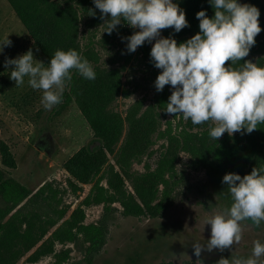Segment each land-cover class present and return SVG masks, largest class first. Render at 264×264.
<instances>
[{"label":"rangeland","instance_id":"374dc122","mask_svg":"<svg viewBox=\"0 0 264 264\" xmlns=\"http://www.w3.org/2000/svg\"><path fill=\"white\" fill-rule=\"evenodd\" d=\"M62 1L70 37L54 63L0 0V264L11 251L16 264H264L255 166L240 196L255 220L225 205L206 170L215 151L245 150L264 131V0H220L219 35L200 54L169 37L183 0ZM228 56L239 62L242 88L217 97L207 115V92ZM97 79L119 88L109 108L122 128L114 153L78 102ZM143 117L153 131L138 142L131 119ZM84 150L96 160L78 179L67 164ZM9 225L19 234L11 242Z\"/></svg>","mask_w":264,"mask_h":264},{"label":"trees","instance_id":"16d2710c","mask_svg":"<svg viewBox=\"0 0 264 264\" xmlns=\"http://www.w3.org/2000/svg\"><path fill=\"white\" fill-rule=\"evenodd\" d=\"M8 1L37 45L55 63V52L61 47H65L70 37V27L66 18L70 11V3L62 0ZM221 10L220 0H183L175 7L170 19L169 37L182 40V51L186 52V48L191 46L196 47V50H192V54L196 52L200 54L212 47V43L219 35L218 17ZM120 32L124 35L122 31ZM141 47L146 55L163 63V59L154 54L143 40H141ZM165 63L171 70V63L167 60ZM174 64L179 66V62ZM240 75L241 68L237 59L234 56L225 58L220 63L216 76L209 87L206 107L202 112L209 115L217 97H230L231 93L242 88ZM118 94L119 88L114 83L97 79L90 81L84 94L78 98L82 112L96 138L103 142V148L105 147L112 153L116 151L122 135L119 119L109 110ZM146 120V117L131 119V128L137 130L135 136L132 137L138 142H141L144 136L149 138L153 131L152 124ZM256 135L257 137L251 141L247 149L241 150L237 147L234 149V153L230 154L226 153L224 147H221L215 151L212 159L206 164V170L211 180L217 181L224 190L225 205L248 220L261 219L258 213L249 212L240 200L244 178L252 165L256 169L253 173L256 193L264 200V131L262 130ZM96 155V153L84 150L83 153L70 160L67 167L75 177L84 179L90 174L91 165L96 160ZM142 191L145 192L143 188ZM126 213L132 216L144 214V211L141 208H129ZM14 217L16 220L19 218L16 213ZM4 231L5 238L10 242L19 235L18 230L13 229L11 225L8 228L5 227ZM57 235L61 237L60 232ZM65 236L69 240L73 237L72 234ZM58 239L60 240V238ZM100 249L96 247L93 251L95 253ZM48 251L45 250L43 253L46 254ZM14 259L15 252L11 251L9 257L5 258L1 264H16Z\"/></svg>","mask_w":264,"mask_h":264}]
</instances>
